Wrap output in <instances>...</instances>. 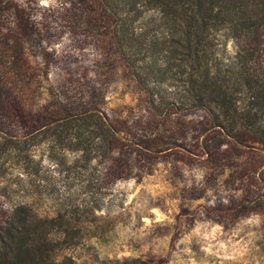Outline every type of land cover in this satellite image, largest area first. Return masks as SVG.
I'll list each match as a JSON object with an SVG mask.
<instances>
[{
	"label": "rangeland",
	"instance_id": "rangeland-1",
	"mask_svg": "<svg viewBox=\"0 0 264 264\" xmlns=\"http://www.w3.org/2000/svg\"><path fill=\"white\" fill-rule=\"evenodd\" d=\"M13 1L52 52L42 56L34 42L27 48L38 103L75 95L77 86L76 96L92 94L86 106L98 107L118 143L106 154L107 146H88V159L43 142L4 146L0 213L24 204L61 217L69 236L58 256L72 264H264L260 146H215L222 136L201 110L151 116L109 34L93 24L95 4ZM215 41L218 54H234L231 38L218 33Z\"/></svg>",
	"mask_w": 264,
	"mask_h": 264
},
{
	"label": "trees",
	"instance_id": "trees-1",
	"mask_svg": "<svg viewBox=\"0 0 264 264\" xmlns=\"http://www.w3.org/2000/svg\"><path fill=\"white\" fill-rule=\"evenodd\" d=\"M72 1L73 10L95 4L93 24L109 34L151 116L201 110L222 136L215 146L228 139L264 151V0ZM22 4L0 0V149L43 142L87 159L88 146L112 152L116 130L98 107L86 106L92 94L76 96L72 86L75 95L38 103L27 48L34 42L42 56L52 52ZM218 33L233 40L231 57L217 53ZM63 224L24 204L0 213V264H72L58 256L69 236Z\"/></svg>",
	"mask_w": 264,
	"mask_h": 264
}]
</instances>
